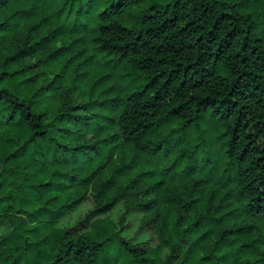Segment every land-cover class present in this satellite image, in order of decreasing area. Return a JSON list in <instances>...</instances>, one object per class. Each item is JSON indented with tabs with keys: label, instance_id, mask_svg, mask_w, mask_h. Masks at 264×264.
I'll return each mask as SVG.
<instances>
[{
	"label": "trees",
	"instance_id": "16d2710c",
	"mask_svg": "<svg viewBox=\"0 0 264 264\" xmlns=\"http://www.w3.org/2000/svg\"><path fill=\"white\" fill-rule=\"evenodd\" d=\"M0 264H264V0H0Z\"/></svg>",
	"mask_w": 264,
	"mask_h": 264
},
{
	"label": "rangeland",
	"instance_id": "374dc122",
	"mask_svg": "<svg viewBox=\"0 0 264 264\" xmlns=\"http://www.w3.org/2000/svg\"><path fill=\"white\" fill-rule=\"evenodd\" d=\"M67 99H68V103L70 104V106L74 107L75 112H77L79 114H86V112L82 110V107H80L81 106V100L78 96L67 95Z\"/></svg>",
	"mask_w": 264,
	"mask_h": 264
}]
</instances>
